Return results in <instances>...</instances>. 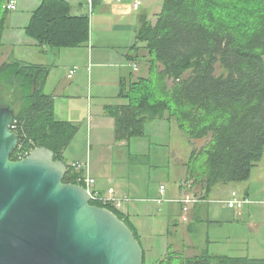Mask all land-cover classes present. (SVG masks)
<instances>
[{"label":"trees","instance_id":"1","mask_svg":"<svg viewBox=\"0 0 264 264\" xmlns=\"http://www.w3.org/2000/svg\"><path fill=\"white\" fill-rule=\"evenodd\" d=\"M160 1L155 22L141 17L131 54L132 61L142 58L148 74L122 83L119 98L125 103L109 106L107 113L116 121L118 141L143 137L147 124L173 119L189 139L208 140L194 150L188 166L200 208L217 186L249 181L264 156V0ZM9 2L0 0V103L15 110L19 146L11 159L19 160L20 146L30 153L46 147L67 165L64 183L81 185L83 172L64 158L79 126L56 118L54 98L44 90L49 69L1 62ZM25 32L42 47H86L90 19L71 15L68 0H43ZM202 156L203 170L194 172L193 163ZM91 204L116 214L142 245L138 231L113 203ZM143 264H148L145 249ZM155 264H264V258L217 255L208 248L185 256L170 245Z\"/></svg>","mask_w":264,"mask_h":264},{"label":"crops","instance_id":"2","mask_svg":"<svg viewBox=\"0 0 264 264\" xmlns=\"http://www.w3.org/2000/svg\"><path fill=\"white\" fill-rule=\"evenodd\" d=\"M15 1L16 9L11 10L5 29L1 62L19 60L49 69L44 90L54 98L56 118L79 126L78 134L64 152L66 162L88 164L90 175L95 180L94 195L117 200V209L130 220L145 243L143 247L148 259L154 252L150 235L155 234L160 221H164L163 235H172L169 227L174 225L172 230L177 233L179 226L174 223L169 225V222H173L174 215L179 213L187 222L184 233L187 240L199 223L219 229L226 227L225 237L229 245L240 243L245 246V230L254 233L256 238L263 234V188L254 187L252 178L239 190H229L219 185L210 195L211 200L202 203L200 208L191 205L184 212L177 202L186 196H193L192 192L197 189L195 186L192 188L193 180L186 175L178 190L173 188L172 194L168 193L163 183L147 193L145 185H141L139 168L133 169L131 166L132 162L145 159L144 156L131 152L132 139H116V121L108 115L107 108L125 103L119 98L122 83L141 77L139 72H143L144 76L148 74L145 63L140 61L142 58L132 61L131 54L141 17L146 15L155 22L162 9L160 0H141L138 8L133 6L134 0H68L71 15L89 17L90 39L86 47L66 49L39 46L25 32L32 13L43 0ZM147 126L145 136L140 138L146 137ZM263 161L264 156L258 164L261 165ZM162 186L165 187L164 201L159 202ZM235 191L253 203L241 210L223 208L219 202L229 199ZM239 228L243 234L240 238L239 233L233 234ZM205 241L209 243L208 238ZM163 248H166L165 257L166 243ZM203 250L194 249L195 255Z\"/></svg>","mask_w":264,"mask_h":264},{"label":"water","instance_id":"3","mask_svg":"<svg viewBox=\"0 0 264 264\" xmlns=\"http://www.w3.org/2000/svg\"><path fill=\"white\" fill-rule=\"evenodd\" d=\"M15 110L0 103V264H143L132 229L107 208L91 204L55 153L36 148L12 160L19 136Z\"/></svg>","mask_w":264,"mask_h":264},{"label":"rangeland","instance_id":"4","mask_svg":"<svg viewBox=\"0 0 264 264\" xmlns=\"http://www.w3.org/2000/svg\"><path fill=\"white\" fill-rule=\"evenodd\" d=\"M21 37L24 39L27 38L25 35H21ZM138 75L144 76V73L139 72ZM5 100H10L9 95H6ZM131 141V152L134 155H141L145 158L132 162L131 166L133 169L139 168L141 185H145L146 192L148 193L155 188H159V185L163 183L167 186L169 194H172L173 188L178 190L180 184L184 182L186 175L189 177L188 166L194 150L200 151L206 145V142H208V140L189 139L178 128L175 119L171 121L159 120L149 123L146 137L133 138ZM204 160L205 157L202 156L199 161L193 163L194 172H202V163ZM251 178L253 179H251V184L254 187L262 186V193L264 194V161L261 165L257 164L254 167ZM245 183L247 182L230 183L222 186L229 190L231 188L239 190ZM182 217V213L176 214L173 220H171L173 222H169V225H173L174 223L179 226V229L176 230L177 233H174L172 230L174 228L173 226L172 228L171 226L169 227L173 233L172 235H163L161 231L165 230L163 228L164 221H160L159 227L154 230L155 234L150 235V242L154 247V252L150 259H148L149 257L147 258L148 264H155L157 261L164 259L166 249L163 248L164 243L167 246L177 244L174 247L185 256H194V249L199 251L206 248L212 254L229 257H262L264 255V232L256 238L254 233H248V230H245L244 235L247 239L245 246H242L240 243L229 245V243H226V227L219 229L213 226L206 227L199 223L197 225L195 224L196 230L192 233L193 235L189 236L190 239L188 238L187 240V236L184 234L186 232L185 227L187 222ZM241 230V228L238 231L234 230L233 234L237 235L239 233L238 238H240L243 235ZM207 238L209 239V243L205 241ZM141 241L144 246L145 243L143 240ZM192 245H194L193 248ZM146 246L149 247V244L146 243ZM171 251L174 250L171 249Z\"/></svg>","mask_w":264,"mask_h":264},{"label":"built area","instance_id":"5","mask_svg":"<svg viewBox=\"0 0 264 264\" xmlns=\"http://www.w3.org/2000/svg\"><path fill=\"white\" fill-rule=\"evenodd\" d=\"M88 1L91 2V0H88ZM117 1H122V0H117ZM141 4H142L141 0H134L133 6L135 8H138L139 6H141ZM7 9L10 11L15 10L16 9V1L10 0V2L7 4ZM71 74H73V71L71 72ZM15 129H16V125L13 124L12 131ZM18 146H19V144H18ZM31 153L24 150L23 146H20L17 155L19 157V160H22V159L28 157ZM71 166L76 171H78V172L82 171L83 172V174L78 178V182L81 183V186H83L88 191L92 200H100L103 203H113L114 206H119L118 205L119 203L117 202V200L115 198H101V197L94 195L93 189L95 188V180L90 175V170H89L88 164L81 163V162H74L71 164ZM160 192H161V199H159V202H163L164 201V195H165V187L164 186L161 187ZM198 202H200V200L197 199L196 197L186 196L184 199L179 200L177 203L181 204L184 212H187L189 206L195 205ZM219 203L221 204V206L223 208L241 210L245 205L252 204L253 201L249 200L248 198H242L236 192H234L229 199L220 201ZM261 204L264 207V202Z\"/></svg>","mask_w":264,"mask_h":264}]
</instances>
